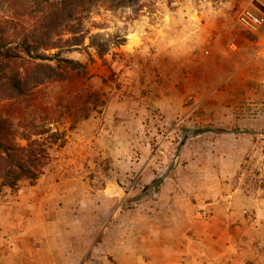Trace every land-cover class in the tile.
<instances>
[{
    "label": "rangeland",
    "instance_id": "1",
    "mask_svg": "<svg viewBox=\"0 0 264 264\" xmlns=\"http://www.w3.org/2000/svg\"><path fill=\"white\" fill-rule=\"evenodd\" d=\"M246 8L264 15V0H106L92 8L84 43L62 51L86 65V77L38 88L34 106L0 104V135L17 145L27 144L23 122L40 115L62 134L47 138L50 160L37 180L0 186V264H122V228L144 220L139 213L176 203L202 209L204 200H167L182 187L162 185L168 178L191 183L206 170L179 161L197 132L233 134L219 146L242 149L230 184L220 178L221 188L195 186L200 193L217 198L222 188H235L264 197V32L241 27ZM6 19L0 14V24ZM88 93L98 108L94 100L86 104ZM164 97L170 101L162 110ZM87 109L94 110L74 123ZM107 181L122 194L104 196L111 192ZM236 221L240 264H264V225L248 216ZM125 245L133 251L124 256L137 258L138 242Z\"/></svg>",
    "mask_w": 264,
    "mask_h": 264
},
{
    "label": "trees",
    "instance_id": "2",
    "mask_svg": "<svg viewBox=\"0 0 264 264\" xmlns=\"http://www.w3.org/2000/svg\"><path fill=\"white\" fill-rule=\"evenodd\" d=\"M99 5L106 6V0H0V14L7 18L0 24V104L12 101L34 106L38 88L65 82L74 85L75 78L86 77V65L63 57L62 51L84 43L89 33L85 20ZM86 96V104L94 100L98 108L99 99L92 93ZM77 108L75 103V112ZM73 109L69 108V114H74ZM89 110L94 109L84 111L74 123L87 119ZM37 118L21 125L25 146L0 135L1 187L16 188L24 179L35 181L48 165L47 138L58 140L62 134L52 131L41 115Z\"/></svg>",
    "mask_w": 264,
    "mask_h": 264
},
{
    "label": "crops",
    "instance_id": "3",
    "mask_svg": "<svg viewBox=\"0 0 264 264\" xmlns=\"http://www.w3.org/2000/svg\"><path fill=\"white\" fill-rule=\"evenodd\" d=\"M138 38L140 39L139 36ZM169 101L168 97H164L159 101L158 106L163 110V107L169 106L168 103H165ZM171 109H167L166 113L171 112L173 110ZM170 115L172 113L168 114L165 123H172L169 119ZM231 135L233 134L210 130L191 134L186 139L184 146L179 150V161L181 159L184 164V161L187 160L185 168L206 170L203 174L196 175L198 179H192L191 183L188 178L166 179L162 184L163 187L180 186L184 188L186 194L180 188L173 194L165 195L164 198L174 202L178 198L185 199L193 205L196 201L204 200L202 202L204 204H201L202 209L196 212L181 210L176 203L174 204L175 208L173 209V205H171L172 209L169 211L160 209L139 213V218L144 220L135 222L132 226L128 224L123 227L124 236L121 243L122 250L127 256L131 253L130 251H133V248L131 249L125 244L130 245L134 239L138 242L136 248H139L140 251L137 258H135V254L133 255V259L125 257L123 253L122 264H240L241 253L239 251L242 246L236 242L235 235L241 229L236 225L238 222L236 220L238 218L246 220L248 216L255 219V223L260 221L261 225H264V209L262 208L264 197L254 198L242 194L235 188H222L223 192L219 193L217 198H209L207 194L200 193L199 187H195L217 186L221 188L222 180L220 178L228 179L225 187L230 184L236 169L241 167L242 149L237 145L232 146L231 149L219 145L221 141L225 140L223 138ZM162 147L167 152L171 145L169 142H164ZM224 151L226 153L221 155ZM166 152L164 151L165 157L168 158ZM177 157H175L176 160H178ZM214 180H217V183L213 182ZM107 185L111 192L107 193L106 191L104 196H109L112 199L122 194L121 187L119 190H114V185L108 181ZM246 209L247 211H245ZM244 212L247 216L243 214ZM114 218L115 216L109 224L114 222ZM244 223L246 224V221ZM197 226L200 228L199 231L195 230ZM126 230L129 231L128 236L133 235L137 230V236L133 239L127 237Z\"/></svg>",
    "mask_w": 264,
    "mask_h": 264
},
{
    "label": "built area",
    "instance_id": "4",
    "mask_svg": "<svg viewBox=\"0 0 264 264\" xmlns=\"http://www.w3.org/2000/svg\"><path fill=\"white\" fill-rule=\"evenodd\" d=\"M241 27L251 33L258 34L264 32V15L246 8L238 16ZM209 52L206 51V54Z\"/></svg>",
    "mask_w": 264,
    "mask_h": 264
},
{
    "label": "bare ground",
    "instance_id": "5",
    "mask_svg": "<svg viewBox=\"0 0 264 264\" xmlns=\"http://www.w3.org/2000/svg\"><path fill=\"white\" fill-rule=\"evenodd\" d=\"M129 38L131 39V42L135 41L136 36L135 35H130Z\"/></svg>",
    "mask_w": 264,
    "mask_h": 264
}]
</instances>
